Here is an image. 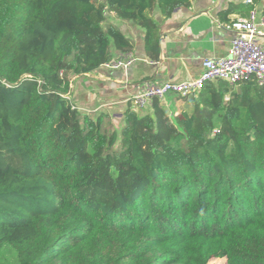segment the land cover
I'll list each match as a JSON object with an SVG mask.
<instances>
[{"label": "trees", "instance_id": "obj_1", "mask_svg": "<svg viewBox=\"0 0 264 264\" xmlns=\"http://www.w3.org/2000/svg\"><path fill=\"white\" fill-rule=\"evenodd\" d=\"M191 0H0V264H264V84L206 83L128 107L116 128L80 111L70 78ZM264 0H250L248 12ZM231 9L220 13L226 21Z\"/></svg>", "mask_w": 264, "mask_h": 264}, {"label": "crops", "instance_id": "obj_2", "mask_svg": "<svg viewBox=\"0 0 264 264\" xmlns=\"http://www.w3.org/2000/svg\"><path fill=\"white\" fill-rule=\"evenodd\" d=\"M248 0H191L189 6L174 10L171 17L164 19L154 12L160 25V51L152 59L145 46V30L132 21L119 18L114 12H107L110 23L133 43V51L123 55L111 44L112 60L131 58L127 66L118 68L102 65L90 73L73 75L70 78L68 97L77 108L89 114L104 113L112 119L116 128L123 125V114L130 107L138 113L151 111V106L138 108L132 102L135 94L148 83L164 81H185L198 77L205 58H220L228 53L234 32L229 28L231 20L248 17ZM231 9L226 21L220 19V12ZM262 15L261 6L253 8ZM252 9V10H253ZM256 40L264 46V36ZM191 99V98H190ZM174 100L168 96L164 105L169 113L191 111L192 99Z\"/></svg>", "mask_w": 264, "mask_h": 264}, {"label": "built area", "instance_id": "obj_3", "mask_svg": "<svg viewBox=\"0 0 264 264\" xmlns=\"http://www.w3.org/2000/svg\"><path fill=\"white\" fill-rule=\"evenodd\" d=\"M250 1V0H248ZM229 28L234 32L228 53L220 58H205L201 74L185 81H164L148 83L142 91L135 94L132 102L138 108H144L153 100H164L170 95L186 98L200 91L208 82L224 80L232 85L253 78L264 84V46L256 38L264 36V16L257 10H251L248 17L231 20ZM132 59L113 60L105 64L118 68L127 66Z\"/></svg>", "mask_w": 264, "mask_h": 264}, {"label": "rangeland", "instance_id": "obj_4", "mask_svg": "<svg viewBox=\"0 0 264 264\" xmlns=\"http://www.w3.org/2000/svg\"><path fill=\"white\" fill-rule=\"evenodd\" d=\"M209 264H227V263L223 259H213V260L210 261Z\"/></svg>", "mask_w": 264, "mask_h": 264}]
</instances>
